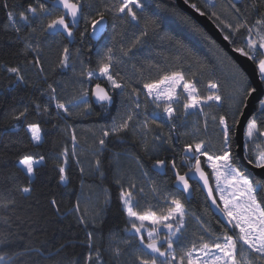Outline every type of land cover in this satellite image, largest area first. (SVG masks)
I'll list each match as a JSON object with an SVG mask.
<instances>
[{"label":"snow or ice","instance_id":"obj_1","mask_svg":"<svg viewBox=\"0 0 264 264\" xmlns=\"http://www.w3.org/2000/svg\"><path fill=\"white\" fill-rule=\"evenodd\" d=\"M185 3H189V0H185ZM189 6L201 16L206 15L197 4L191 3ZM220 6L235 23L225 20L216 11L217 0H204L209 17L219 21L222 30H227L224 40L235 43L232 37L243 31V44L234 47L233 51L255 65L259 81L264 84V0H239V3L237 0H227L226 4ZM0 9L6 14L5 30L10 29L19 37L27 28L28 34L22 37L25 59L28 54L32 55L30 67L39 78L38 90L48 98L47 103L34 102V107L25 105L23 110H14L10 114L13 120L26 121L32 107L31 114L47 122L53 119L50 105L54 102L55 117L67 124L68 118L73 116H90L94 104L107 111L116 102L114 96L118 95L122 98L121 110L110 124L101 129V135L94 140L91 149L96 171L104 175L100 157L109 149V137L122 142L131 135L139 138V147L154 161L152 168L156 170V175L166 176L169 170L173 172L176 194L152 180L149 173L143 171L141 158L135 157L141 176L149 177L150 188L146 193L144 187L137 188L135 177L121 175L122 156L120 153L112 154L116 183L120 185L119 199L127 218L124 231L129 233L128 238L120 242L123 248L116 243L110 245L115 264H264V181L246 175L234 153L235 130L242 128L244 159L253 168L264 170V141L259 139L264 137V128L258 126L255 112L246 113L258 89L226 53L217 49V62L226 70L225 83L210 78L206 85L208 91L202 94L197 77L205 74L212 77L215 72L214 67L199 61L194 54L195 71H192L193 65L190 64L189 73L183 68L165 70L151 62L145 69L134 62L136 53L133 50L145 46L144 38L149 36V29L158 34V21L143 14L141 0H27L26 4H9V0H0ZM171 14L203 39H209L189 18L175 10H171ZM250 15L255 16L252 23H249ZM109 17L113 20L114 31L119 25L129 23V18L135 22L133 27L139 29L141 20L144 26L129 45H121L120 55L115 54L114 45L116 36L123 39V33L113 35L112 43L97 51L98 70H85V50L89 53L93 51V41L103 37ZM81 23L82 28L79 27ZM73 42L80 46L70 48ZM176 43L184 47L181 42ZM209 43L215 46L214 42ZM53 45L58 46L56 68L73 72L69 82H49L44 67V52L45 46L51 49ZM77 64L81 66L78 74ZM128 65L133 70L131 74L126 71ZM153 68L160 73L158 78H146L145 72ZM52 70L55 71V68ZM6 71L17 84H29L21 67L7 66ZM100 78L106 81V86L95 82L94 87H85V79L91 84ZM69 86L73 90L72 97L62 100L61 93H65ZM178 89L181 91L178 92ZM141 97L144 101H150L152 111H148L147 103L142 102ZM258 104L259 116H264V99H259ZM193 116L197 117L195 121H191ZM209 120L219 129L215 143L201 137V125L206 132ZM52 127L58 128V124L53 123ZM12 128L15 130L16 125H12ZM41 133L40 122L27 124L26 134H29L31 145L43 143ZM92 134L95 137L94 131ZM180 137L188 139L177 148ZM71 139V156L80 166L74 128ZM161 153L166 155L161 158ZM51 159L56 161L60 182L67 184V147ZM38 165L46 167V156L37 157L25 151L18 159V167L26 174L27 186H17L11 176L6 179L12 183V187L0 180V264H60L57 258L62 255L66 245L57 247L55 243L47 245L40 241L41 246H33L38 237L33 239L31 231L26 238L20 234L19 226L13 230L15 221L21 219L16 215L23 208L21 201L32 199V178L39 171ZM181 168H186L183 174ZM79 170L81 174L84 173L82 166ZM123 180H127L126 188ZM200 190L206 192L204 211L208 212L210 207H214L221 214L222 219L217 221L221 225L220 231L214 230L202 216L190 210V197L194 191ZM148 193L162 204L157 207L149 204L141 210L138 197L143 198ZM50 204L59 211L55 199ZM75 211L79 212V201ZM79 222L86 224L82 216ZM190 223L196 226L191 231L195 239L190 238ZM86 236L87 254L73 258L70 264H105L101 249L94 246L92 232H87Z\"/></svg>","mask_w":264,"mask_h":264},{"label":"trees","instance_id":"obj_2","mask_svg":"<svg viewBox=\"0 0 264 264\" xmlns=\"http://www.w3.org/2000/svg\"><path fill=\"white\" fill-rule=\"evenodd\" d=\"M26 2L27 0H9V4H26ZM237 2L239 3V0ZM141 3L144 5L143 14L158 21V34H154L149 29V36L144 38L146 41L145 46H138V50H133L136 53L134 62L138 66L142 65L145 69H148V64L151 62L159 64L165 70L183 68L186 73H189L190 64L193 65L192 71H195L194 54V57L199 61L209 67H214V76L209 77L205 74L203 77H197L199 81L198 86L202 94L207 93L208 89L206 85L210 78L217 79L222 84L225 83L227 79L226 70L222 69L217 62V49L222 50L229 58L231 57L189 14L180 9L177 0H141ZM191 3L197 4L202 11H205V16L213 21L223 35L227 34V30H222V25L219 24V21L209 17V14H207L209 9L204 7V0H189L188 4L190 5ZM222 3L226 4L227 0H217L216 11L225 20L235 23L232 17L222 10L220 6ZM171 10H175L180 15L189 18L191 23L197 25L200 31L206 34L209 39L205 40L201 35L193 32L177 16L172 15ZM137 11L139 13V10ZM254 19L255 16L250 15L249 23L254 22ZM6 24L5 11L0 9V180H4L9 187H12V183L6 179L11 176L17 186H27L26 174L18 167L20 156L25 154L26 151L27 154L37 157L45 155L47 158L46 167L37 166L39 171L32 178V199L30 201H21L23 208L16 213L21 219L15 221L13 230H17V226H19L18 230L20 234L26 238L28 237V232L31 231L33 239L38 237V240H34L33 246H41L40 241L46 242L47 245L55 243L57 247L60 244L66 245L62 255L57 258L60 264H70L73 258H80L87 254L86 233L90 231L93 234L94 246L101 249L105 264H115L111 257L110 245L116 243L120 244L123 248L124 245L120 242L127 239L129 233L124 231L127 218L122 211V204L119 199L120 185L116 183V170L111 161L112 154L120 153L122 156L120 164L128 166V169L123 167L124 169L122 170L121 168V175L135 177L137 188L144 187L146 193L148 188H150V184L148 183L150 177L152 180L161 183L171 193L176 194L173 172L169 170L166 176L163 174L156 175V170L152 168L154 161L150 160L148 155L139 147V138L131 135L125 137L122 142L116 140L115 137H109L111 141L109 149L100 157L104 175L101 176L96 171L91 149L94 146V140L100 137L101 129L110 124L112 118L116 117L121 110L122 98L118 95L114 96L116 102L107 111L99 104H94L93 113L90 116H73L68 118L67 124L64 120H59L55 117L56 109L54 102L50 105L53 119L47 122L31 114L32 107L29 108L30 115L26 121L17 122L13 120L10 114L14 110H23L25 105H32L34 107V102L47 103L48 98L45 95H41L38 90L37 86L40 85L39 78L35 70L30 67L32 55L28 54L27 59H25L22 37L28 34L27 28L17 37L14 31L10 29L5 30ZM133 24L135 22H132L129 18V23L119 25L114 31L113 20L109 17L105 25L103 37L93 41V51L89 53L85 50L83 57L85 60V70H98L97 51H102L104 45L111 44L112 37L116 33H123V39L119 35L116 36V43L114 45L115 54L120 55L119 48L121 45L123 44L125 47L129 45L134 37L139 35V31L144 26L143 20H141L139 29L133 27ZM79 27L82 28L83 24L81 23ZM167 37H171L172 39H168ZM232 39L235 43H230L231 47L241 46L244 40L243 31L235 34ZM176 41L181 42L184 47H179ZM209 41L214 42L215 46L209 43ZM79 46L76 42L69 45L70 48ZM57 55L58 46L53 45L51 49L45 46L44 67L49 75V82H69L70 78L73 77V72L70 69L61 71L59 68H56L55 61ZM231 60L234 62L232 58ZM234 63L238 66L236 62ZM7 66H19L24 69L29 84L27 86L17 84L12 75L6 71ZM53 68H55V71L52 70ZM80 70L81 66L77 64V74ZM126 71L128 74L132 73L131 65H128ZM240 71L243 72L241 69ZM243 73L246 75L245 72ZM159 75L160 73L155 68L145 72V77L149 79L158 78ZM95 82H100L102 86H106V81L102 78L92 82L88 87H94ZM86 83L87 80L85 79V86ZM72 94V87L69 86L65 93H61L60 98L67 100L72 97ZM141 100L146 103L143 97H141ZM152 110V108L148 107V111ZM256 115L258 117V126L264 128V116H259V109ZM196 119V116L191 117V121H195ZM35 122L41 123V135L44 138L43 143L39 146L31 145L29 134H26L27 124ZM53 123L58 124V128H53ZM14 124L16 125L15 130L12 128ZM68 125L72 127L68 128ZM65 128H67V131H64ZM73 128L78 141L76 149L77 156L81 161L80 166H77L75 159L71 156L73 149L71 133ZM93 131L95 132V137H93ZM218 131L219 129L213 125L211 120H209L206 132L201 125V137L209 140L210 143H215ZM165 135H167L166 130ZM187 139L188 137H180L177 140L176 147L180 148ZM65 147L69 151V168L66 173L68 175L67 184L60 182L56 161L51 159L53 155L59 154ZM234 153L240 166L237 157L236 140ZM164 155L166 153H161V158ZM135 157L141 158L144 164L143 171H147L149 177L141 176V170L137 168L134 161ZM177 159L179 163V158ZM81 166L84 168L83 174L79 170ZM243 170L250 178L264 181V179L257 178L252 171L244 168ZM180 171L183 174L186 168H181ZM123 183L127 186V180ZM193 194L194 197L190 200L189 205L190 210L202 216L214 230L220 231L221 225L217 222L220 217L213 214L211 207L208 212L204 211L206 206L205 194H203L202 190L194 191ZM147 196L151 198L150 203H155V198L150 193ZM52 199L57 201L59 211L51 206L50 201ZM78 201L79 212L75 211ZM81 216L84 218L86 224L79 222V217ZM195 227V225H192L190 230L191 239L195 238L191 236V231ZM24 242H27V240Z\"/></svg>","mask_w":264,"mask_h":264},{"label":"water","instance_id":"obj_3","mask_svg":"<svg viewBox=\"0 0 264 264\" xmlns=\"http://www.w3.org/2000/svg\"><path fill=\"white\" fill-rule=\"evenodd\" d=\"M177 3L180 9H182L186 14H189V16L193 20H195L196 23L199 24L208 33V35H210L211 38L214 41H216L220 47L224 49V51L228 53V55L234 60V62L238 64L240 69L246 73L250 83L253 86L257 87L258 91L256 94H254V97L251 99L249 108L246 109V113H253V112L256 113L257 110L259 109L258 100L264 99V84H262L259 81L258 74L255 69V65L252 64V62L248 61L246 58L240 56L238 53L233 51V47H231L230 42L224 40L223 33L221 32V30H218V28L216 27V25L213 23L211 19H208V17L205 15L201 16L196 10L192 9L188 3L186 4L185 0H177ZM92 100L94 101V97H92ZM235 140L237 144V157L240 162V166L246 170L252 171L257 178L264 179V170L253 168V166L249 164L246 159H244L245 154L242 148V141H243V129L242 128L236 129ZM175 188H176V185H175ZM202 192L206 196V192L203 190ZM193 197H194V194H192V196L190 197V200L193 199ZM208 204H211V202L208 201ZM211 210L214 215L219 216L220 219H222L221 214L214 207H211Z\"/></svg>","mask_w":264,"mask_h":264},{"label":"rangeland","instance_id":"obj_4","mask_svg":"<svg viewBox=\"0 0 264 264\" xmlns=\"http://www.w3.org/2000/svg\"><path fill=\"white\" fill-rule=\"evenodd\" d=\"M100 79H102V78H100ZM88 86H90L89 85V83L87 82L86 83V86L85 87H88ZM89 88V87H88ZM178 92L179 91H181L180 89H178L177 90ZM64 96V95H63ZM146 103H147V106L149 107V108H152L153 109V105H151V103H150V101H146ZM260 140H262V141H264V137H261V138H259ZM78 145H76V147H77ZM39 166V165H38ZM120 166H121V168H122V170L124 169L123 167H125L126 169H128V166H125L124 164H120ZM126 181V180H125ZM125 181H123V182H125ZM125 186V185H124ZM127 186H125V188H126ZM138 199H139V202H140V208H141V210H143L145 207H147L149 204H151L152 206H154V207H157L158 205H160V204H162V202L161 201H159V200H157L156 198H155V203H150V200H151V198L149 197V196H147V195H145L143 198H139L138 197ZM158 210V209H157ZM192 225L193 224H189V229L191 230V228H192ZM194 226V225H193ZM193 239H195V238H193Z\"/></svg>","mask_w":264,"mask_h":264}]
</instances>
